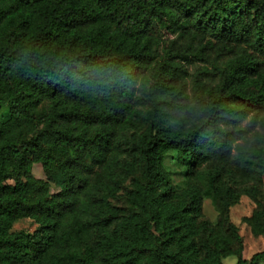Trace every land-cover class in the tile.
<instances>
[{"label":"trees","instance_id":"16d2710c","mask_svg":"<svg viewBox=\"0 0 264 264\" xmlns=\"http://www.w3.org/2000/svg\"><path fill=\"white\" fill-rule=\"evenodd\" d=\"M263 177L264 0H0V264H259Z\"/></svg>","mask_w":264,"mask_h":264},{"label":"rangeland","instance_id":"374dc122","mask_svg":"<svg viewBox=\"0 0 264 264\" xmlns=\"http://www.w3.org/2000/svg\"><path fill=\"white\" fill-rule=\"evenodd\" d=\"M254 136L252 134H247L245 137L239 140V144L243 147H248L251 145ZM121 157L126 156V152L121 151ZM32 172L36 177H42V167L41 164L35 163L32 165ZM178 178V176H175ZM237 186L243 188L247 186V183L240 182L237 183ZM263 195H264V177H263ZM115 200V199H114ZM122 199L119 198V201L115 200L117 203H121ZM264 207V200H263ZM260 207L255 203L254 200L249 198L246 195H242L237 203L232 205L229 208V220L234 223L239 230V234L242 237L243 241V256L245 258H250L252 254L255 252L261 251L264 249V218L263 221L255 222L252 218L253 212ZM201 212L203 218L207 220L210 226L219 227L220 232H223V224L220 222V215L218 211L215 209L210 199L205 197L201 201ZM251 223H254L255 227L259 231L258 233H254L251 228ZM223 226V227H222ZM36 227V223L31 218H25L22 220H18L13 224L14 230L26 229L29 231H33ZM217 227V228H218ZM219 232V231H218ZM236 261L235 256H227L223 259L224 264H234ZM259 264H264L261 262Z\"/></svg>","mask_w":264,"mask_h":264}]
</instances>
